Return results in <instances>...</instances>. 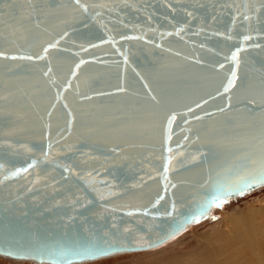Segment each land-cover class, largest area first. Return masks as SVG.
I'll return each instance as SVG.
<instances>
[{"label":"water","instance_id":"1","mask_svg":"<svg viewBox=\"0 0 264 264\" xmlns=\"http://www.w3.org/2000/svg\"><path fill=\"white\" fill-rule=\"evenodd\" d=\"M261 4L0 0V255L71 264L149 249L239 196L225 193L264 166V8L237 13ZM245 34L237 67L226 57Z\"/></svg>","mask_w":264,"mask_h":264},{"label":"rangeland","instance_id":"2","mask_svg":"<svg viewBox=\"0 0 264 264\" xmlns=\"http://www.w3.org/2000/svg\"><path fill=\"white\" fill-rule=\"evenodd\" d=\"M0 264L35 263L0 255ZM77 264H264V185L227 199L157 247Z\"/></svg>","mask_w":264,"mask_h":264},{"label":"snow or ice","instance_id":"3","mask_svg":"<svg viewBox=\"0 0 264 264\" xmlns=\"http://www.w3.org/2000/svg\"><path fill=\"white\" fill-rule=\"evenodd\" d=\"M76 3L79 4L80 0H76ZM81 7H84L85 10L86 6L81 5ZM169 8H172L171 4L168 5ZM264 8V4H261L260 8H256L254 11H250L249 13H237V17L242 16L243 18V22H250L251 20H253L255 18V14L260 12V9ZM173 11H175V9H172ZM186 15L191 17L192 16V12H189L185 9ZM213 20H215V17L212 18ZM236 24V18L233 19V25ZM185 29V26H181L180 28L177 29L175 35L179 36L181 32H183ZM173 33H167V35H172ZM217 35H224L223 33H216ZM260 35H264V33H260ZM125 37H121V39H124ZM227 39H233V37L231 35H228L226 37ZM61 39H63V37H61ZM242 47L236 48L235 51H233L230 55V57H226V59L230 60L231 62H233L237 67L239 65V55L240 52L242 50H244L243 45L247 44V42L249 41H253L254 40V36L252 34H245L242 36ZM59 43V41L56 42V44H49L48 47L44 48L43 52L44 55L43 56H38L35 59H44L45 56L48 53L49 48H54L56 47V45ZM249 47H259L258 44H252V45H248ZM3 53H0V56H2ZM13 59H15L16 57H12ZM26 59H33V57H26ZM85 63V61L81 60L80 64ZM80 64L76 65L77 68L80 67ZM220 68L224 67V64H220L219 65ZM49 71H51V69H49ZM47 74V73H46ZM237 75H236V71L233 70L231 72V75L227 81V84L224 86L223 91L225 93L229 92L230 89L235 85V81H236ZM119 91H124L123 88L118 89ZM197 107H200V105H197ZM189 111H192V109H189ZM176 119L175 115H173L172 117L169 118V125L172 124V122ZM49 148H51V144L48 145ZM169 152L172 151V149H168ZM45 158H47V153H44ZM169 162H170V158H169ZM37 164L36 160H33L31 163H29L27 165V167L24 168H19L16 169L15 171H13L11 173V176L15 177V176H19L21 175V173H28L29 169L33 168L35 165ZM65 171H68V169L66 168ZM167 173H168V167L167 165H165L164 168V172H163V176L165 178V180H167ZM264 184V166L261 167V169L257 172H255V174L253 173H248L247 175H242L240 177L239 182L233 187L231 188L228 192L225 193L226 196H231V195H244L246 192L251 191L253 187H259L260 185ZM173 187H175V185H172ZM165 188H167V185H165ZM160 199H163V197L161 196ZM156 203H159V199L156 201ZM212 203H214L217 207H221L223 206V204L225 203V200H221V199H214L212 201ZM131 214V213H130ZM200 215H203V209L200 213ZM200 215H196L193 216L192 219L198 221L200 219ZM213 219H215V217H213ZM155 243V242H152ZM138 247H151L152 244L150 243H144V244H139L137 245Z\"/></svg>","mask_w":264,"mask_h":264},{"label":"bare ground","instance_id":"4","mask_svg":"<svg viewBox=\"0 0 264 264\" xmlns=\"http://www.w3.org/2000/svg\"><path fill=\"white\" fill-rule=\"evenodd\" d=\"M215 207H216V206H215ZM215 207H213V209H214ZM213 209H212V210H213ZM194 223H196V222H194ZM194 223H191V224H194ZM191 224H189L188 226H190ZM188 226H187V227H188ZM187 227H186V228H187ZM186 228H185V229H186ZM185 229H184V230H185ZM184 230H182V231H184ZM182 231H181V232H182ZM181 232H179V233H181ZM179 233H178V234H179ZM178 234H176V235H178ZM176 235H175V236H176ZM173 237H174V236H173ZM173 237H171V238H173ZM171 238H170V239H171ZM170 239H168V240H170ZM168 240H167V241H168ZM167 241H165V242H167ZM165 242H164V243H165ZM161 244H163V243H161ZM161 244H159V245H161ZM159 245H157V246H159ZM157 246H154V247H157ZM154 247H152V248H154ZM150 249H151V248H150ZM125 252H129V251H120V252L113 253V254H110V255H106V256H103V257H100V258H105V257H109V256H112V255H115V254L125 253ZM100 258H98V259H100ZM94 260H96V259H94ZM21 261H23V262H24V261H29V262H32V263H36V260H35V259H31V258H22ZM87 261H90V260H87ZM71 264H77V263H71Z\"/></svg>","mask_w":264,"mask_h":264}]
</instances>
